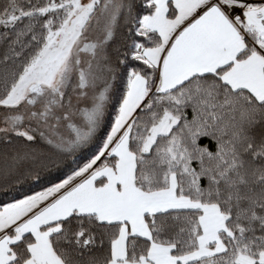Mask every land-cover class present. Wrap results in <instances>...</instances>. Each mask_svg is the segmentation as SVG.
<instances>
[{"label":"snow or ice","instance_id":"snow-or-ice-1","mask_svg":"<svg viewBox=\"0 0 264 264\" xmlns=\"http://www.w3.org/2000/svg\"><path fill=\"white\" fill-rule=\"evenodd\" d=\"M0 196V264H264V0H0Z\"/></svg>","mask_w":264,"mask_h":264},{"label":"trees","instance_id":"trees-1","mask_svg":"<svg viewBox=\"0 0 264 264\" xmlns=\"http://www.w3.org/2000/svg\"><path fill=\"white\" fill-rule=\"evenodd\" d=\"M44 183L43 180L37 182V181H31L29 183H26L22 186H20V192L23 193L25 191H32V190H39V188L41 187V185ZM4 200L3 196H0V202H2Z\"/></svg>","mask_w":264,"mask_h":264}]
</instances>
